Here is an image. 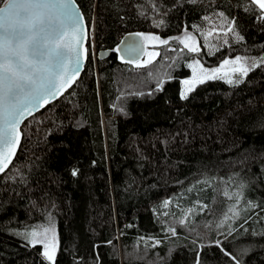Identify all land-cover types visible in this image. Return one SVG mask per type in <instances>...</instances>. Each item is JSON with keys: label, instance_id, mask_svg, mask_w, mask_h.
Masks as SVG:
<instances>
[{"label": "trees", "instance_id": "obj_1", "mask_svg": "<svg viewBox=\"0 0 264 264\" xmlns=\"http://www.w3.org/2000/svg\"><path fill=\"white\" fill-rule=\"evenodd\" d=\"M76 1L90 31L88 63L72 89L24 123L0 176V264H50L18 234L49 226L59 239L55 264H264L259 8ZM142 32L167 43L139 67L115 49ZM185 33L199 40L197 52L179 43ZM194 56L210 67L240 56L256 65L239 83L210 79L185 99L181 80ZM189 209L193 220L177 224Z\"/></svg>", "mask_w": 264, "mask_h": 264}, {"label": "snow or ice", "instance_id": "obj_2", "mask_svg": "<svg viewBox=\"0 0 264 264\" xmlns=\"http://www.w3.org/2000/svg\"><path fill=\"white\" fill-rule=\"evenodd\" d=\"M0 3H3L0 7V176H2L19 145L21 122L39 107L62 95L74 82L80 70L82 50L85 56L88 51L83 47L88 37V28L75 0H7V2L0 0ZM251 3L259 7L261 18L264 19V0H251ZM233 26L234 21L229 22L227 31L231 32ZM144 39L159 40V37L146 36ZM237 39L242 37L237 35ZM179 43L190 52L198 51L197 47L189 45L185 39H179ZM115 51L120 52L121 49L117 48ZM128 51H137L134 41L129 44ZM155 55L159 53H150L149 57ZM120 59L123 60L124 57L121 56ZM240 62L241 58L236 57L235 63ZM229 63L232 62L224 61L225 65ZM233 71L246 75L248 67L241 64ZM219 72L220 69H215L206 78L215 79ZM199 82L202 83L203 79ZM227 83L231 84L233 81L229 79ZM191 90L190 88L189 91ZM182 98L186 99L187 94ZM24 239L33 247L40 245L42 256L50 264H55L57 243L54 228L51 226L43 229L33 228L24 234ZM232 258L236 260V257ZM236 264H239V261Z\"/></svg>", "mask_w": 264, "mask_h": 264}, {"label": "rangeland", "instance_id": "obj_3", "mask_svg": "<svg viewBox=\"0 0 264 264\" xmlns=\"http://www.w3.org/2000/svg\"><path fill=\"white\" fill-rule=\"evenodd\" d=\"M137 34H139V35H137ZM214 34L215 35L212 37L210 36L209 39L217 37V34L216 33H214ZM132 35L137 40L139 55L138 56H128L127 55V57H125V59H126V61H128L132 64H135V65H138L139 67L147 65V64L151 63L153 60H155L158 55L152 56L150 58L149 54L150 53H159V51L157 50L156 47L165 44V43H160V41H167V40L163 39L162 37H160L159 35H156L153 33H143L142 32V33H134ZM146 36H148V37H152V36L159 37V40H152V39L145 40L144 37H146ZM189 37H191V39H188ZM93 39H94V36H93ZM179 39H185L186 42L191 46H194L197 48L201 47L199 40H197L195 37L191 36V34L185 33L184 35L180 36ZM93 43H94V40H93ZM235 58L226 59V60L232 62V63H229L227 65H225L223 62L218 67H210L208 65H205L202 62V60L199 59V57L194 56L187 63V66L190 69V76L183 78L181 80V85H182L181 94L182 95H184V94L188 95L198 85L201 84V82H199L201 79H203V82L210 80V79H207L206 76L215 69H220V72L216 74L215 79H222V80H225L226 82H227V80L231 79L233 81V83H231V84L237 83L236 82L237 80L241 81L246 75H242L239 71L234 72L233 69L239 68L241 66V64H246V66L248 67V71H247V73H248L250 71L251 67L253 66V63H252L253 61H250V60L245 59V58L240 56L241 62L235 63ZM190 65H191V67H190ZM254 65H256V64H254ZM202 69H204L205 71H202ZM184 81H189L190 83L185 84ZM190 88L192 89L191 91H189ZM196 205L198 206L199 204L197 203ZM193 209H189L186 212H184V216L181 217L176 223L177 224H185L186 222L190 221V219L193 220V217H192ZM51 227L54 228V230H55L57 251H58L59 239H58L57 230L55 227H53V226H51ZM40 229H43V228H40ZM29 231L30 230H21V231H18V234L24 238V234L28 233ZM49 235L51 236V233H49Z\"/></svg>", "mask_w": 264, "mask_h": 264}, {"label": "water", "instance_id": "obj_4", "mask_svg": "<svg viewBox=\"0 0 264 264\" xmlns=\"http://www.w3.org/2000/svg\"><path fill=\"white\" fill-rule=\"evenodd\" d=\"M7 2V1H6ZM76 2V0H75ZM76 5L78 6V9L80 11V13L83 14L80 6L78 5V3L76 2ZM3 6V5H2ZM1 6V7H2ZM258 7V6H257ZM259 8V7H258ZM260 10V9H259ZM83 21H84V24L87 26L88 28V37H87V40L86 42L84 43L83 47L84 48H87L88 49V45H89V38H90V31H89V27H88V24H87V21H86V18L83 14ZM135 42L136 45H137V51L136 52H129L128 51V46L131 42ZM119 49H121V51L119 52L124 58L128 56H136L138 53H139V49H138V44H137V40L134 38V36L131 34V35H127L124 37V39L122 40V43L120 44L119 46ZM126 60V59H125ZM81 65H80V70H79V73L77 76H75L74 78V82L71 84L70 87H68L62 95H59L58 97H56L55 99L51 100L50 102L44 104L43 106L39 107L37 110L34 111V113L30 116H28L27 118H25L21 124L19 125V132L21 133V136H20V141H19V145L16 149V152H15V156L13 157V159L11 160V163L9 164L7 170L5 172L8 171V169L11 167V165L13 164L16 156H17V153L20 149V146H21V143H22V139H23V133H22V127L24 125V123L29 120L30 118H32L33 116H35L36 114L40 113L42 110H44L47 106L51 105L52 103L58 101L60 98H62L70 89H72L74 87V85L76 84V82L78 81L79 77L81 76V74L84 72L85 68H86V65L88 63V51H87V54L86 56L83 54V50H82V57H81Z\"/></svg>", "mask_w": 264, "mask_h": 264}, {"label": "bare ground", "instance_id": "obj_5", "mask_svg": "<svg viewBox=\"0 0 264 264\" xmlns=\"http://www.w3.org/2000/svg\"><path fill=\"white\" fill-rule=\"evenodd\" d=\"M77 2V1H76ZM79 5V4H78ZM139 55V53L136 55V56H138ZM87 66V65H86ZM23 133V132H22ZM247 219V218H246ZM236 229V228H235Z\"/></svg>", "mask_w": 264, "mask_h": 264}]
</instances>
